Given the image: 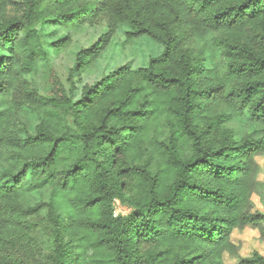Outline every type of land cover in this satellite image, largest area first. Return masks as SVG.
I'll list each match as a JSON object with an SVG mask.
<instances>
[{
    "label": "trees",
    "instance_id": "1",
    "mask_svg": "<svg viewBox=\"0 0 264 264\" xmlns=\"http://www.w3.org/2000/svg\"><path fill=\"white\" fill-rule=\"evenodd\" d=\"M104 20L68 91L33 85L70 29ZM120 25L161 54L78 89ZM257 157L264 0H0V264H225L233 231L264 242Z\"/></svg>",
    "mask_w": 264,
    "mask_h": 264
},
{
    "label": "rangeland",
    "instance_id": "2",
    "mask_svg": "<svg viewBox=\"0 0 264 264\" xmlns=\"http://www.w3.org/2000/svg\"><path fill=\"white\" fill-rule=\"evenodd\" d=\"M18 10L13 6L7 8V15L11 16ZM106 20L99 21L94 26L84 25L72 28L68 31L71 44L57 53H53L48 62L41 64V71L36 76H31L33 85L38 87L45 95L60 92L68 89L67 77L69 69L73 64V59L77 50L91 44L105 29ZM128 31L127 25H120L112 36L107 47L102 51L94 64L86 69L80 77L78 89L85 84H93L112 70L129 64L132 68L145 67L152 57L161 54L162 46L150 37L142 35L130 42H125V33ZM68 91V90H67ZM73 99L77 96L69 93ZM259 173L257 174V184L251 195L253 211L264 214V157H257ZM115 214L124 215L129 209L121 204L115 203ZM232 241L238 246V253L235 257L227 254L223 256L225 264H235L243 258L250 257L254 252H258L264 257V242L260 239L257 228L246 226L242 230H235L231 235Z\"/></svg>",
    "mask_w": 264,
    "mask_h": 264
},
{
    "label": "built area",
    "instance_id": "3",
    "mask_svg": "<svg viewBox=\"0 0 264 264\" xmlns=\"http://www.w3.org/2000/svg\"><path fill=\"white\" fill-rule=\"evenodd\" d=\"M116 203H117V204H119V202H118V201H116ZM115 215H117V214H115Z\"/></svg>",
    "mask_w": 264,
    "mask_h": 264
}]
</instances>
